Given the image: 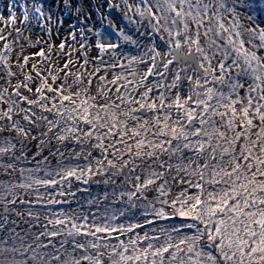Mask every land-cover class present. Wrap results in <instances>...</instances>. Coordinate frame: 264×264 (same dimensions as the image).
Masks as SVG:
<instances>
[{
  "label": "snow or ice",
  "instance_id": "1",
  "mask_svg": "<svg viewBox=\"0 0 264 264\" xmlns=\"http://www.w3.org/2000/svg\"><path fill=\"white\" fill-rule=\"evenodd\" d=\"M15 7L0 264H264V0Z\"/></svg>",
  "mask_w": 264,
  "mask_h": 264
},
{
  "label": "rangeland",
  "instance_id": "2",
  "mask_svg": "<svg viewBox=\"0 0 264 264\" xmlns=\"http://www.w3.org/2000/svg\"><path fill=\"white\" fill-rule=\"evenodd\" d=\"M15 2L16 3V7L14 9H12L17 17V22H18V26H20L22 20H23V13H22V9H21V5L25 3V0H0V13L3 14V16L5 18L8 17V14H9V6L11 3ZM29 2V5L31 4V0H28ZM45 4H48V3H51V2H54V0H44ZM85 2H87V0H85ZM117 2H119V0H117ZM105 11H107V7H105ZM241 11H246L244 9H241ZM28 14H29V20H30V23L31 25L33 26L34 28V32L35 33H39V27L37 25V22L36 20L33 18V10L32 8L29 6V9H28ZM115 14H117V18H115ZM251 14V13H249ZM113 19L118 23V25L120 27H125L126 29H128L129 31H131L132 29V25H129L127 24V22L122 18V14L118 11H113V13L111 14ZM257 18V17H256ZM96 19V15H95V12H93V20ZM257 21L259 22V24L262 26L261 22L259 21V19L257 18ZM53 22H55V17H54V20ZM67 22L65 23L64 25V29L67 28ZM53 33H54V39H56L55 37V28L53 29ZM35 38V36L33 37ZM59 42V40L57 39V43Z\"/></svg>",
  "mask_w": 264,
  "mask_h": 264
},
{
  "label": "flooded vegetation",
  "instance_id": "3",
  "mask_svg": "<svg viewBox=\"0 0 264 264\" xmlns=\"http://www.w3.org/2000/svg\"><path fill=\"white\" fill-rule=\"evenodd\" d=\"M249 2H251V3H255V4L258 5V4L260 3V0H249ZM251 14L256 15V17H257V18L259 19V21L261 22L262 26H264V11H261V10L259 9V7H257L255 13H251ZM115 16H116L115 18L118 17L117 14H115ZM66 29H67V28H66ZM127 30H128V29H127ZM109 31H110V30H109ZM62 34H66V32H64V31L62 30ZM111 39L114 40V41L119 42L118 37H116L114 34L111 35ZM45 154H47V153H45ZM53 163H55V161H53ZM93 189H94V190H98V189H96V186H95V185H93ZM80 195H81V197L83 198V196L86 195V194H80Z\"/></svg>",
  "mask_w": 264,
  "mask_h": 264
}]
</instances>
